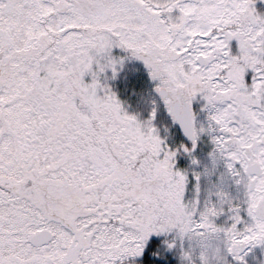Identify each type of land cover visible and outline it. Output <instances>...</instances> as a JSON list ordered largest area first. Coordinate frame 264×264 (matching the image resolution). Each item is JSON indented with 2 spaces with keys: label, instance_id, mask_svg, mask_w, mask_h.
<instances>
[{
  "label": "snow or ice",
  "instance_id": "6c2138e0",
  "mask_svg": "<svg viewBox=\"0 0 264 264\" xmlns=\"http://www.w3.org/2000/svg\"><path fill=\"white\" fill-rule=\"evenodd\" d=\"M0 264H264V0H0Z\"/></svg>",
  "mask_w": 264,
  "mask_h": 264
}]
</instances>
